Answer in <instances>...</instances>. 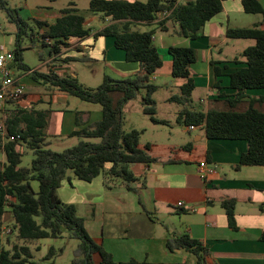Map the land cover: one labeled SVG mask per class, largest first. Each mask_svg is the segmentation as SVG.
<instances>
[{
  "label": "trees",
  "instance_id": "obj_1",
  "mask_svg": "<svg viewBox=\"0 0 264 264\" xmlns=\"http://www.w3.org/2000/svg\"><path fill=\"white\" fill-rule=\"evenodd\" d=\"M222 1L89 0L91 12L100 13L110 20L95 34L113 36L114 46L124 51L125 59L139 65V71L131 76L113 78L104 74L101 83L90 89L73 76L30 69L22 61L23 36H29L31 45L36 48L38 45L46 46L49 56H58L68 40L89 33L90 28L84 27V16L78 13L73 0H68L67 6L60 9V15L54 22L34 19L33 24L16 13L13 15L5 1L0 0V7L17 26L11 49L14 65L30 73L35 80L55 86L81 100L99 104L102 113L100 120L71 131L68 136L76 138V141L59 151L49 148L45 142L47 111L19 106L4 119L6 134L4 138L0 136V152L4 155L0 162V234L4 214L9 212L11 232L20 243L10 242V247H7L10 236L6 235L5 241L0 242V264H36L31 259L29 243L40 238L60 237L63 230L69 237L79 240L73 264H95V253L100 257L99 264H146L134 260L113 261L88 234L84 219L77 214L75 205L60 199L57 188L65 178H69L70 172L85 181L101 175L105 185L119 181L126 188L136 190L132 185L136 178L131 165H149L157 159L149 153L148 143L143 148L139 145L140 130L122 128V107L135 97L140 88H144L143 113L149 115L154 123L163 124L166 121L155 116L156 101L152 97L157 85L150 81V76L163 63L152 40L153 30L138 31L133 27L140 22H150L157 13L166 11L168 13L158 20L161 29L167 30L165 22L170 21L173 33L195 39L204 23L221 10ZM241 3L247 13H263L257 0H241ZM225 34L230 39L248 38L254 41L240 53L244 66L228 74V86L235 90L232 98H226L228 107L204 111L189 106L194 89L189 67L196 59L191 46L171 45L167 49L172 77L184 78L179 92L171 94L169 100L181 104L177 112L178 121L188 126H203L209 139L246 140L248 147L241 154L239 163L264 166V112L254 107L255 100L250 101L242 111L235 109L246 90L264 89V29L255 23L247 27H229ZM39 55L43 59L46 54L39 50ZM69 60L71 58L65 56L59 61ZM210 64L215 62L210 61ZM213 68L215 76H218L219 70ZM218 82L216 80L215 87ZM113 92L120 93L116 100L113 99ZM7 102L15 105L12 101ZM16 135L19 137L15 138ZM10 136L13 139H9ZM27 150H31L32 158L28 165H21ZM32 180H37V190L31 187ZM223 207L228 225L235 227L230 202H223ZM260 239L264 240V229ZM167 246L192 253L196 257L195 264L205 262L207 250L187 234L169 238ZM53 254L55 249L49 247L43 259H49Z\"/></svg>",
  "mask_w": 264,
  "mask_h": 264
},
{
  "label": "crops",
  "instance_id": "obj_2",
  "mask_svg": "<svg viewBox=\"0 0 264 264\" xmlns=\"http://www.w3.org/2000/svg\"><path fill=\"white\" fill-rule=\"evenodd\" d=\"M257 1L263 13L245 12L241 0H223L221 10L204 23L195 39L173 33L170 21L165 22L167 30L161 29L158 25V20L164 16L161 12L150 22L136 24L133 28L138 31L153 30L152 40L163 60L162 66L150 76V81L154 83L160 77L165 78L166 85L180 86L184 78L172 77L167 49L171 45L191 46L196 56L189 67L193 91L202 88L205 96L198 97L197 105L191 101L189 106L204 111L209 108L226 109V98H232L235 92L228 86V74L244 66L240 53L254 43L242 45L236 39L227 38L226 29L255 23L264 29V0ZM73 2L78 13L84 16V27L90 31L83 37L68 40L58 56L48 54L41 59L39 55L41 66L46 69L41 72L70 75L88 87L80 79L79 72L98 62L110 66L121 77L139 71L138 63L127 61L124 51L114 46L113 36L95 34L110 20L100 13L91 12L88 6L78 7L76 0ZM67 3L68 0L65 6ZM59 15L60 10L58 14L48 16L51 19L42 20L52 23ZM65 56L71 60L60 62V58ZM235 59L236 62L233 61ZM210 61L215 64L211 65ZM13 65V62L9 63L10 68ZM213 66L219 70L218 76H215ZM12 75L24 86L23 97L17 105L47 111V145L52 140L57 143L68 137L71 131L101 118V106L97 103L81 100L35 80L27 71ZM216 80L219 81L217 87ZM30 84L32 88H29ZM156 85L158 89L160 85ZM253 100L256 101L254 107L264 112V89L246 90L235 109L242 111ZM8 107L4 104L5 118L11 113ZM197 129L199 132L191 140L185 135L176 145L167 144L163 155L149 152L156 157L155 162L131 165L136 178L132 185L136 190L126 188L119 181L105 185L102 177L85 181L70 172L69 178H65L57 188L63 202L73 203L76 212L82 209L83 215L77 214L84 219L88 234L113 261L195 264L196 257L192 253L167 246L169 238L187 234L207 250L203 264H264V240L260 239L264 229V166L239 163L241 154L248 147L246 140L209 139L203 126L196 125L190 129L184 124L188 135ZM148 144L150 150L151 144ZM173 150L178 151L174 156L167 154ZM200 161L215 166V172L206 179H201L197 173ZM177 202H182V206ZM223 202H230L232 206L235 227L228 225ZM8 214H4V219L10 218ZM93 259L95 264H99L98 254L95 253Z\"/></svg>",
  "mask_w": 264,
  "mask_h": 264
},
{
  "label": "rangeland",
  "instance_id": "obj_3",
  "mask_svg": "<svg viewBox=\"0 0 264 264\" xmlns=\"http://www.w3.org/2000/svg\"><path fill=\"white\" fill-rule=\"evenodd\" d=\"M6 7H8L13 15L16 13L22 19L28 21L30 24H33L34 19H51L48 16L53 14H58L59 10L66 5L67 0H4ZM76 4L80 8H86L88 6V0H76ZM50 6V7H47ZM85 10H82V13L85 14ZM88 17V16H85ZM96 24V21L93 25ZM17 26L10 20L4 8L0 7V44H4L6 49L11 50L15 40V32ZM239 44L248 45L253 42L252 39H236ZM22 47V61L30 69L38 68L39 71H46L44 66H41L42 61L39 59V49L36 46H32L29 36H23L21 40ZM80 66V65H78ZM10 72L15 75L24 74L25 71L17 68L13 65L10 68ZM110 75L112 77L118 78L121 77L116 71L112 70L110 66H105L104 64L97 63L93 67H88V69L80 70L79 77L85 83H87L88 88H96L102 81V75ZM156 84H159V88L154 91L152 97L156 101V112L155 116L160 119H164L166 123H154L150 120L149 115L143 113L142 111V98L145 94V89L140 88L133 99L125 103L122 107V128L124 130H129L135 128L140 130L139 143L140 146L150 143L151 149L149 152L151 154L158 153V155H163L166 153L165 147L167 144L176 145L180 142L181 136H188V139H192L194 134L199 132V129L194 132H190L188 135L187 130L184 131V124L177 119V112L181 104L175 103L169 100V97L173 93L179 92L178 85H166L165 78H158L153 81ZM29 88H32V84L29 85ZM119 92H113V99L116 100L119 96ZM205 90L202 88H197L192 91V103L197 105L198 97H204ZM77 98V97H76ZM9 107L8 111H11L14 108L19 107L16 103L15 105L9 104L6 102ZM4 107V106H3ZM3 107L0 108V118L2 121H5V115ZM52 140L51 144L48 145L49 148L55 150H62L63 148L72 145L76 138L74 137H65L63 140L55 142ZM177 153L178 151L175 150ZM174 150L172 152H167V154L175 155ZM32 158L31 150L23 155L21 160V165H28ZM4 159V155L0 152V162ZM138 165V164H137ZM102 177L101 175L99 176ZM31 187L33 190L38 189L37 180H32ZM58 196L59 193L57 192ZM8 208L6 207V210ZM79 215H83L82 209H79L77 212ZM7 215V214H6ZM9 216V214H8ZM6 228H10V232H5ZM11 227L9 221L4 219L2 225L0 242H4L6 235L10 236V241L7 244V247H10V242H19L14 236V232H11ZM20 243V242H19ZM79 240L75 237H69L66 230H63L60 237L57 238H40L33 240L29 243V247L32 253L31 259L36 262V264H73L72 259L76 254L78 248ZM6 247V243H4ZM49 247L55 249V254H53L49 259H43Z\"/></svg>",
  "mask_w": 264,
  "mask_h": 264
},
{
  "label": "built area",
  "instance_id": "obj_4",
  "mask_svg": "<svg viewBox=\"0 0 264 264\" xmlns=\"http://www.w3.org/2000/svg\"><path fill=\"white\" fill-rule=\"evenodd\" d=\"M166 15L168 12H161ZM13 62V53L11 50L6 49L4 44H0V108L4 106L7 101L19 103L24 94V86L18 82L10 72L9 63ZM190 129L194 128L193 125L189 126ZM5 122L0 118V136L5 137ZM19 136L16 135L15 138ZM9 139H13L10 136ZM215 172V166L209 165L205 161H200L197 166V173L201 179H206L209 174ZM178 206H182V202H177ZM5 232H10L9 228Z\"/></svg>",
  "mask_w": 264,
  "mask_h": 264
},
{
  "label": "water",
  "instance_id": "obj_5",
  "mask_svg": "<svg viewBox=\"0 0 264 264\" xmlns=\"http://www.w3.org/2000/svg\"><path fill=\"white\" fill-rule=\"evenodd\" d=\"M37 49L44 51L46 55L49 54V53H48V48H47L46 46L38 45V46H37ZM160 58L162 59V56H161V55H160Z\"/></svg>",
  "mask_w": 264,
  "mask_h": 264
}]
</instances>
